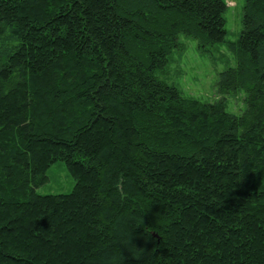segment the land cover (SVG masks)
<instances>
[{
    "label": "trees",
    "instance_id": "1",
    "mask_svg": "<svg viewBox=\"0 0 264 264\" xmlns=\"http://www.w3.org/2000/svg\"><path fill=\"white\" fill-rule=\"evenodd\" d=\"M227 7L0 0V264H264V0L236 40ZM181 34L234 54L242 114L159 75Z\"/></svg>",
    "mask_w": 264,
    "mask_h": 264
},
{
    "label": "rangeland",
    "instance_id": "2",
    "mask_svg": "<svg viewBox=\"0 0 264 264\" xmlns=\"http://www.w3.org/2000/svg\"><path fill=\"white\" fill-rule=\"evenodd\" d=\"M227 40H236L243 29L245 0H225ZM182 50H175L164 73L159 75L175 84L186 96L204 102L224 100L228 112L240 115L247 108L246 93L243 89L222 95L218 90L220 73L236 64L234 54L225 44H218L203 50L194 37L181 34ZM48 180L36 188L39 194H61L73 190L75 179L64 161H56L47 171Z\"/></svg>",
    "mask_w": 264,
    "mask_h": 264
}]
</instances>
